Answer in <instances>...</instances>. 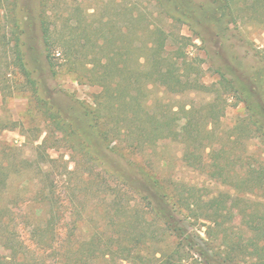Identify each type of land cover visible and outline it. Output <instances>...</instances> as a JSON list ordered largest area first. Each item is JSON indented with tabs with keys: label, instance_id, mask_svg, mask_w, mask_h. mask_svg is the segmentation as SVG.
I'll return each mask as SVG.
<instances>
[{
	"label": "trees",
	"instance_id": "1",
	"mask_svg": "<svg viewBox=\"0 0 264 264\" xmlns=\"http://www.w3.org/2000/svg\"><path fill=\"white\" fill-rule=\"evenodd\" d=\"M48 1L40 2L44 8L40 26L52 74L57 76L64 65L72 73L83 69L84 74L79 70L77 79L101 86L93 104L84 106V113L90 118L89 126L101 151L122 150L120 143L109 145L117 136L127 141L126 150L134 154L130 163L142 170L139 177L131 178L130 186L139 201L112 203L123 213L117 218V229L122 232L107 236L103 231L87 232L80 239L71 229L60 230L65 224L56 226L51 219L35 226L26 239L17 230L21 224L8 213L10 208L0 205V264H49L46 253L52 247V264H264V158L253 160L249 155L236 168L240 158L231 161L222 147L221 163L213 156L216 161L211 159L215 103L202 104L200 120L194 116L200 113L195 106L185 109L190 125L183 140V160L229 187L212 197L211 206L205 200L208 194L201 192L203 188L157 175L146 156L172 135L177 110L166 102L164 94L195 88L211 91V84L199 82L201 69L191 68L192 62H188L187 38L167 30L165 21L169 18L173 23L188 24L206 55L213 58L214 45L220 50L235 47L233 38L241 47L250 44L230 18L240 0H205L198 6L194 0H135L131 5L126 0H103L104 5L114 8L115 16L106 21L97 20L98 12H90L79 3L71 14L62 12L64 7L56 3L50 15ZM245 2L251 19L264 25V0ZM140 32L148 37L147 42H138ZM175 38L179 43L169 50ZM13 49L14 61L31 79L18 42ZM255 55L264 63V48ZM218 72L220 83L235 88L246 104L248 117L237 131L245 127L247 135L254 131L264 143L263 97L258 95V100L252 101L246 86L238 85L222 68ZM155 87L163 90L151 98ZM231 162L233 172L228 170ZM3 183L2 176L0 190ZM77 241L79 247L74 252Z\"/></svg>",
	"mask_w": 264,
	"mask_h": 264
},
{
	"label": "rangeland",
	"instance_id": "2",
	"mask_svg": "<svg viewBox=\"0 0 264 264\" xmlns=\"http://www.w3.org/2000/svg\"><path fill=\"white\" fill-rule=\"evenodd\" d=\"M41 1L0 0V177L3 176V182L5 180L1 184L0 205L10 208L7 212L21 224L17 230L26 239L31 237L35 226L46 224L48 219L54 220L56 226L65 224L59 229L63 232L71 229L77 239L87 232L103 231L104 236L118 234L122 231L117 229V218L123 213L112 203L115 201L122 205L135 199L139 201L130 186L131 178L134 175L139 177L142 170L130 163L134 154L126 150L124 138L110 135L115 137L109 144L111 147L117 143L121 144L120 149L123 147L118 152L106 149L107 152H103L98 148L84 106L93 104L95 95L102 91L101 86L84 78L77 79L79 70L84 74L83 69L72 73L64 65L57 76L52 74L40 26V14L44 9ZM108 1L110 3L111 0ZM126 1L133 4L135 0ZM194 1L198 6L205 0ZM59 2L65 14L73 13L79 3L87 6L90 12H98L97 20L102 18L106 21L115 16L114 8H110L111 4L104 5L103 0H49L48 14L52 15L55 4ZM247 5L245 0H240L231 11L230 18L250 44L241 47V42L237 43L238 39L233 38L231 42H235V47L220 50L214 45L213 58L206 55L201 40L188 24L182 21L173 23L169 18L164 20L167 30L187 38L188 62H192L191 68L201 69L199 82L211 84V91L197 88L181 93L167 91L164 94L166 102L177 110L172 135L160 142L154 152L148 150L146 156L155 166L157 175L203 188L201 192L208 194L205 200L210 206L212 197L229 190V187L209 176L206 170L183 160L186 150L183 140L190 125L185 109L195 106L200 113H194V116L200 120L202 104L208 101L215 103L216 119L211 123V159L213 156L221 163L222 147L231 161L240 158L236 168L249 155L253 160L264 158L262 138L256 137L254 131L247 135L245 127L242 132L237 131L239 124L248 117L246 104L235 88L220 83L218 72V68H222L234 82L246 86L252 101H257L258 95L264 99V63L255 55L257 50L264 48V25L251 19ZM196 10L201 13L202 9L197 7ZM137 39L140 44L148 41L143 32ZM179 40L172 39L169 50L174 49ZM16 42L24 54L31 79H27L28 76L14 61ZM162 90V87H155L151 98ZM233 166L231 162L230 172L234 171ZM79 243H74V252ZM56 245L57 242L54 243ZM54 249L49 248L46 253L50 255L47 257L49 264L55 258ZM76 256L77 253L74 258Z\"/></svg>",
	"mask_w": 264,
	"mask_h": 264
}]
</instances>
